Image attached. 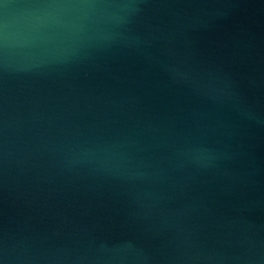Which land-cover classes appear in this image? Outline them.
I'll return each mask as SVG.
<instances>
[{"label": "water", "instance_id": "1", "mask_svg": "<svg viewBox=\"0 0 264 264\" xmlns=\"http://www.w3.org/2000/svg\"><path fill=\"white\" fill-rule=\"evenodd\" d=\"M0 264H264V0H0Z\"/></svg>", "mask_w": 264, "mask_h": 264}]
</instances>
